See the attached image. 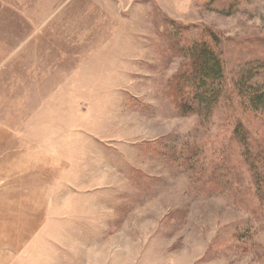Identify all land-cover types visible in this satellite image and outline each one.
Listing matches in <instances>:
<instances>
[{
	"label": "rangeland",
	"instance_id": "374dc122",
	"mask_svg": "<svg viewBox=\"0 0 264 264\" xmlns=\"http://www.w3.org/2000/svg\"><path fill=\"white\" fill-rule=\"evenodd\" d=\"M165 17L217 38L229 83L264 61V0H0V264H264L234 122L167 93Z\"/></svg>",
	"mask_w": 264,
	"mask_h": 264
},
{
	"label": "trees",
	"instance_id": "16d2710c",
	"mask_svg": "<svg viewBox=\"0 0 264 264\" xmlns=\"http://www.w3.org/2000/svg\"><path fill=\"white\" fill-rule=\"evenodd\" d=\"M164 21L168 27V38L177 41L175 47H179L188 60L178 77L173 79L172 89H167V93H171L172 104L180 116L198 114L216 118L219 113L218 120L227 115L229 128L234 122L230 144L245 159L237 165L247 167L255 190L249 192L244 186L248 192L246 198L257 200V205L251 206L254 216L259 211L264 214V127L258 128L254 124L264 119V61L249 63L229 83L225 78L223 60L216 49L217 38L212 33L194 34L190 26L166 17ZM259 78L261 80H257ZM259 133L262 139L256 136ZM225 148V145L221 148L223 154L226 153ZM182 153L189 161L195 160V164L204 158L201 144H188ZM209 166L211 171L214 164L210 161ZM233 176L231 174V182L235 180Z\"/></svg>",
	"mask_w": 264,
	"mask_h": 264
}]
</instances>
